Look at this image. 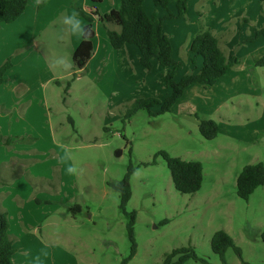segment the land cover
I'll use <instances>...</instances> for the list:
<instances>
[{
  "label": "rangeland",
  "instance_id": "374dc122",
  "mask_svg": "<svg viewBox=\"0 0 264 264\" xmlns=\"http://www.w3.org/2000/svg\"><path fill=\"white\" fill-rule=\"evenodd\" d=\"M202 6L203 1L197 7ZM49 7L54 9L53 4ZM190 17H196L197 25L204 23V16L198 18L194 7ZM65 19L47 22L37 44L57 78L45 89L51 97L48 102L53 109L56 138L64 150L61 164L64 171L74 167L76 173L59 200L46 209L51 211L41 222L44 245L33 244L29 262L123 264L131 253L128 226L135 211L136 254L127 264H162L168 253L182 247H192L199 257L182 264H223L211 246L218 230L234 239L244 261L264 264V185L248 200L237 194V179L243 168L264 163V66L257 65L264 56V40L242 50L241 41L239 46L233 44L237 35L234 29L239 27L237 20L232 21V42L225 50L228 55L239 51L240 63L214 86L192 85L171 112L152 116L147 109H140L127 118L135 99H163L166 85L161 76L151 86L137 79L126 83L123 74L118 83L127 89L113 96L109 84L98 82L93 69H75L73 51L62 42L70 38L66 36L69 23ZM257 24V19H251L238 36L243 39L252 34ZM175 57L183 63L180 77L191 71L183 48H176ZM132 68L137 72L135 61ZM200 119L219 123L216 138L202 136ZM160 151L203 164V184L197 193L176 190L165 159L157 155ZM130 166L132 198L124 212L119 192L108 182L122 180ZM77 204L82 211L72 210ZM225 259L227 264H243L232 247Z\"/></svg>",
  "mask_w": 264,
  "mask_h": 264
},
{
  "label": "crops",
  "instance_id": "0c3cea01",
  "mask_svg": "<svg viewBox=\"0 0 264 264\" xmlns=\"http://www.w3.org/2000/svg\"><path fill=\"white\" fill-rule=\"evenodd\" d=\"M41 1H45V7L39 8ZM72 1L29 0L25 12L16 21L0 23V65L8 57H11L13 62V66L6 72L4 82L0 84V136L11 137L14 141L12 145H0V208L9 213V234L16 248L14 264H31L28 256L33 250V244L41 243V247L44 245L41 222L51 211L47 213L46 209L54 201L59 200L68 180L73 179V174L64 171L61 164V153L64 150L56 138L57 128L52 122L53 109L48 102L51 97L45 89L48 84L57 81V78L37 44V37L44 31L47 22L50 24L58 17L69 18L74 14L78 17ZM201 1L203 6L197 7ZM119 3L120 0H76V5L94 19L95 30L92 58L87 70L78 71L91 72L93 69L97 73L98 82H104L105 86V83H108L109 92L115 97L127 89L126 85L118 83L122 80L123 74L126 75V83H132L137 79V82L142 81L151 86L160 75L162 84L166 85L165 73L168 67L160 66L155 61L152 71L146 72L139 62L141 52L137 45L127 43L121 49L113 48L104 24L109 23L115 29H119ZM51 4L54 9L51 7L49 10ZM193 7L198 18L204 16V23L201 24L212 29L225 52V47L232 42L229 37L231 34L229 24L234 20L238 21L235 23L239 28L234 29V34L237 35L233 36V44L237 45L241 41L240 45H244L243 50L250 45L263 43L264 37L247 42L264 24V2L261 0H191L186 17L168 18L164 21V31L171 37L174 56L176 48L179 50L183 48L189 59L192 56L189 50L190 43L200 29L199 22L198 25L194 23L196 17L193 19L190 17ZM170 8L173 12L177 11L175 3H172ZM144 9L148 14L154 10H157L160 16L166 13L163 8L156 7L153 0H145ZM80 17L83 19L81 22L84 27L86 21ZM251 19L258 20L255 31L241 39L238 33L244 32ZM68 25L66 36L70 38L62 42H67L74 52L83 35L74 34L72 30L74 22ZM232 56L239 59V51L237 53L230 51L228 57L231 59ZM196 60L198 70L202 65V59L197 57ZM134 61L138 65V73L132 68ZM193 67L190 62L191 71ZM180 70L177 79L181 78ZM187 90L179 101L185 97ZM164 92L163 99L171 89L166 85ZM65 162L71 165L69 158H65ZM22 188L26 191L22 192Z\"/></svg>",
  "mask_w": 264,
  "mask_h": 264
},
{
  "label": "trees",
  "instance_id": "16d2710c",
  "mask_svg": "<svg viewBox=\"0 0 264 264\" xmlns=\"http://www.w3.org/2000/svg\"><path fill=\"white\" fill-rule=\"evenodd\" d=\"M191 0H153L156 7L165 10V15L160 16L157 10L148 14L144 9L145 0H120L118 8L119 29H115L111 24L105 23L104 27L114 49H121L127 43L138 46L141 55L139 62L144 66L146 72L150 73L156 61L160 66L168 67L165 73V81L171 92L163 99L150 97L138 98L128 109L126 117L134 115L140 109H147L152 116L162 115L171 112L174 105L184 96L185 91L193 84H201L204 87L214 86L217 81L226 75L229 69L240 62L236 56L230 59L222 49L220 40L216 37L212 29L200 25L199 31L193 37L189 50L192 53L190 62L194 65L192 71L185 73L177 79L178 71L183 67V63L174 56V47L171 37L164 31V21L168 18L186 17ZM264 2V0H261ZM45 1H41L39 8H42ZM172 3L176 4V12L170 8ZM29 0H0V23H12L16 21L26 10ZM73 7L78 14L86 21L84 25V35L79 46L74 50L72 59L76 70L86 69L94 53L93 39L95 30L94 19L76 5V0L72 1ZM264 37V24L256 30L254 37L247 40ZM197 57H201L202 65L197 70ZM258 66H264V56L258 61ZM13 66L12 58L8 57L0 65V84L4 82L6 72ZM158 107L157 111L153 108ZM198 115V114H197ZM199 131L203 137L214 139L220 132V125L214 119H200ZM14 141L11 137L0 136V145H12ZM157 155H162L168 168L171 171L175 188L182 194H195L203 184V164L199 161H186L180 157L171 156L166 151H160ZM133 168L129 167L124 178L119 181L108 182L114 190L120 194V208L126 212L127 205L132 198L131 174ZM264 185V163L246 165L237 179V194L240 198L248 200L251 194ZM73 211H82L81 205L77 204ZM136 212L131 214V222L128 226V233L132 242L131 253L123 264H127L129 259L136 254V241L134 236V223ZM10 221L7 210L0 208V264H14V254L16 248L9 234ZM264 240V231L262 233ZM212 250L219 254L223 264H227L225 254L228 248L232 247L242 259L240 248L234 239L224 230H218L211 240ZM178 256V257H177ZM190 258L198 259L192 247H182L173 250L165 256L162 264H182ZM204 261V260H203ZM243 264H251L242 259Z\"/></svg>",
  "mask_w": 264,
  "mask_h": 264
},
{
  "label": "clouds",
  "instance_id": "9594fccd",
  "mask_svg": "<svg viewBox=\"0 0 264 264\" xmlns=\"http://www.w3.org/2000/svg\"><path fill=\"white\" fill-rule=\"evenodd\" d=\"M65 23H70V22H74V26L72 28L74 34H77V35H84V27L82 25V22L81 20H79L76 15L74 14L72 17H69V18H66ZM67 172L69 174H74L76 173V169L74 167H69L67 169ZM46 255V253H45Z\"/></svg>",
  "mask_w": 264,
  "mask_h": 264
},
{
  "label": "water",
  "instance_id": "95a60500",
  "mask_svg": "<svg viewBox=\"0 0 264 264\" xmlns=\"http://www.w3.org/2000/svg\"><path fill=\"white\" fill-rule=\"evenodd\" d=\"M120 153V152H119Z\"/></svg>",
  "mask_w": 264,
  "mask_h": 264
}]
</instances>
